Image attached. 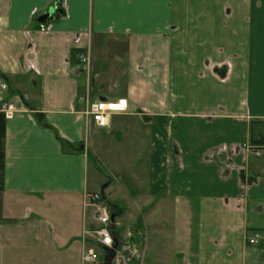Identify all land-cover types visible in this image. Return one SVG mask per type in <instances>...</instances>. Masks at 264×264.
Returning a JSON list of instances; mask_svg holds the SVG:
<instances>
[{
  "label": "crops",
  "instance_id": "obj_1",
  "mask_svg": "<svg viewBox=\"0 0 264 264\" xmlns=\"http://www.w3.org/2000/svg\"><path fill=\"white\" fill-rule=\"evenodd\" d=\"M0 78L24 101L0 112V264H84L98 143L151 161L181 264H264V0H0ZM121 98L108 128L82 113Z\"/></svg>",
  "mask_w": 264,
  "mask_h": 264
},
{
  "label": "rangeland",
  "instance_id": "obj_2",
  "mask_svg": "<svg viewBox=\"0 0 264 264\" xmlns=\"http://www.w3.org/2000/svg\"><path fill=\"white\" fill-rule=\"evenodd\" d=\"M151 49H160L162 55L167 52L166 48ZM81 63L86 66L89 62L81 56ZM142 77L153 95L156 79L149 74ZM9 89L11 95L19 97L10 86ZM154 100L150 99V103ZM23 103L22 99L21 112ZM94 150L80 178L82 186L93 189L87 194L101 193L108 210L117 215L116 233L121 244L113 264H181L173 255L172 207L167 199L163 200L164 196L155 195L156 175L152 173L151 161L144 159L140 163L130 157L133 152H128V157L109 161L104 158V149L99 143ZM106 161L113 164L108 166ZM96 255L101 261L104 254L99 251Z\"/></svg>",
  "mask_w": 264,
  "mask_h": 264
},
{
  "label": "built area",
  "instance_id": "obj_3",
  "mask_svg": "<svg viewBox=\"0 0 264 264\" xmlns=\"http://www.w3.org/2000/svg\"><path fill=\"white\" fill-rule=\"evenodd\" d=\"M21 104L22 99L11 95L7 82L0 78V112L4 114L7 120H12L21 112ZM127 111L128 101L121 98L114 101L94 102L89 104L82 113L95 127L105 129L108 128L110 119L113 116L126 114ZM85 201L86 207L93 210L97 228L86 232V238L92 243L94 249H88L82 261L84 264H104V249L112 248L114 245L113 235L109 232V229L113 225L112 214L103 203V195L101 193L87 194ZM259 239V234H253L251 237L247 238V243L248 245L254 246L258 244ZM96 248L101 250L104 254L103 257H101L103 262L102 259L100 261L99 256L96 255Z\"/></svg>",
  "mask_w": 264,
  "mask_h": 264
},
{
  "label": "water",
  "instance_id": "obj_4",
  "mask_svg": "<svg viewBox=\"0 0 264 264\" xmlns=\"http://www.w3.org/2000/svg\"><path fill=\"white\" fill-rule=\"evenodd\" d=\"M105 188H103L102 190H104ZM112 227L109 229V232L111 235H113V239H114V245L112 248H105L104 252V264H113V262L115 261L116 257H117V253L118 250L120 248V238L115 234V230H116V225H115V216L112 215Z\"/></svg>",
  "mask_w": 264,
  "mask_h": 264
},
{
  "label": "trees",
  "instance_id": "obj_5",
  "mask_svg": "<svg viewBox=\"0 0 264 264\" xmlns=\"http://www.w3.org/2000/svg\"><path fill=\"white\" fill-rule=\"evenodd\" d=\"M256 146H264V142H258V143H256ZM111 214L113 215V216H115V219H116V214L115 213H112L111 212ZM115 234L119 237V234L118 233H116V230H115Z\"/></svg>",
  "mask_w": 264,
  "mask_h": 264
}]
</instances>
